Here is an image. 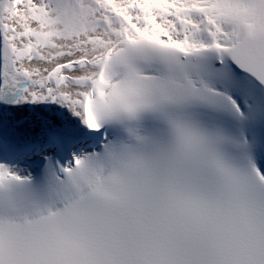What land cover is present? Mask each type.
<instances>
[{
  "label": "snow or ice",
  "instance_id": "1",
  "mask_svg": "<svg viewBox=\"0 0 264 264\" xmlns=\"http://www.w3.org/2000/svg\"><path fill=\"white\" fill-rule=\"evenodd\" d=\"M0 264H264V0H0Z\"/></svg>",
  "mask_w": 264,
  "mask_h": 264
}]
</instances>
